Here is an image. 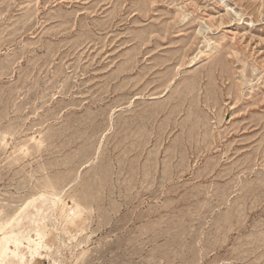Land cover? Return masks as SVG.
Wrapping results in <instances>:
<instances>
[{
    "label": "rangeland",
    "instance_id": "rangeland-1",
    "mask_svg": "<svg viewBox=\"0 0 264 264\" xmlns=\"http://www.w3.org/2000/svg\"><path fill=\"white\" fill-rule=\"evenodd\" d=\"M8 223L36 264H264V0H0Z\"/></svg>",
    "mask_w": 264,
    "mask_h": 264
},
{
    "label": "bare ground",
    "instance_id": "bare-ground-1",
    "mask_svg": "<svg viewBox=\"0 0 264 264\" xmlns=\"http://www.w3.org/2000/svg\"><path fill=\"white\" fill-rule=\"evenodd\" d=\"M59 197H55L51 200V205L55 207L57 205V200ZM38 214L41 212V208H37ZM78 212H74L73 215H77ZM12 221V220H11ZM39 221L35 219V222ZM12 223H8L7 226L0 228V264H6L7 260L12 253V245L16 250H20L21 248H25L30 255L31 258H48L49 255H44L42 253L43 250L47 249V234L46 230H38L36 237H29L28 239L25 237L18 238L14 235L13 232H8V227H11ZM23 239H27V244L24 243ZM56 264V263H54Z\"/></svg>",
    "mask_w": 264,
    "mask_h": 264
},
{
    "label": "crops",
    "instance_id": "crops-1",
    "mask_svg": "<svg viewBox=\"0 0 264 264\" xmlns=\"http://www.w3.org/2000/svg\"><path fill=\"white\" fill-rule=\"evenodd\" d=\"M12 251L6 264H36L38 260H44L43 258H31L21 253V251Z\"/></svg>",
    "mask_w": 264,
    "mask_h": 264
}]
</instances>
